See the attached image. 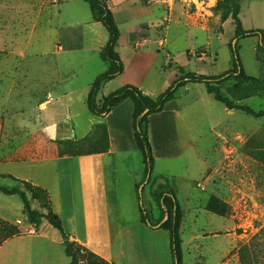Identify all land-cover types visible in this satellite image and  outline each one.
I'll use <instances>...</instances> for the list:
<instances>
[{
  "label": "crops",
  "instance_id": "0c3cea01",
  "mask_svg": "<svg viewBox=\"0 0 264 264\" xmlns=\"http://www.w3.org/2000/svg\"><path fill=\"white\" fill-rule=\"evenodd\" d=\"M106 1L121 32L116 51L124 71L103 84L98 104L128 83L139 87L144 94L158 98L180 77L177 67H183L170 50L172 31L176 30L178 35L184 32L183 38H192L197 34L194 31L199 30L170 24L167 5L170 0ZM55 3L60 5L59 16L67 12L68 19H62L59 26L34 29L33 43L23 51L24 58L29 54L33 58V68L30 64L28 69L34 70V75L18 74L15 82L18 89L7 91L5 104V115L11 113L19 118L17 130L31 131L33 137L25 142V146L34 141L48 149L43 156H27L25 153L29 150L25 148V156L18 159H14L13 154L1 153L0 185L22 189L19 181L7 176L13 175L47 189L53 210L60 216L71 239L109 263L117 264L113 249L119 231L110 227L117 221L119 186L132 179L138 190L139 185L148 182L145 181V159H142V166L137 167L139 160L136 157L141 151L133 128L135 105L130 98L125 99L110 112L98 115L84 136L76 134L80 115L88 108L92 84L108 69L100 52L109 41V33L93 18L85 0H56ZM198 4L202 2L198 0ZM35 34L39 37L37 41H44L43 45L50 39L47 50L40 42H34ZM28 50L32 52L28 54ZM185 54L187 60L196 58L194 48L187 47ZM97 57L102 63L95 59ZM63 67L66 72L62 71ZM84 72L90 76L83 81ZM212 96L204 83L188 82L178 88L175 98L169 100L161 112L149 116L154 178H166L173 183L177 175L172 171V162L181 157L188 159L195 155L189 165L181 161L182 174L187 172V166L197 171L195 163L197 167L200 161L206 163L197 153L198 141L193 132L199 114L211 113ZM8 121V118L0 121V144L4 140L13 143L12 138L5 139ZM96 129H101L105 137V150L58 153L59 137L81 145L90 140V134ZM187 152L194 154L185 155ZM28 198L32 208L46 212L29 192ZM0 217L16 224L20 230L0 245V264H70L60 231L46 219L43 220L47 224L39 225L36 234L24 231L32 224L24 213V203L19 195L0 191Z\"/></svg>",
  "mask_w": 264,
  "mask_h": 264
},
{
  "label": "rangeland",
  "instance_id": "374dc122",
  "mask_svg": "<svg viewBox=\"0 0 264 264\" xmlns=\"http://www.w3.org/2000/svg\"><path fill=\"white\" fill-rule=\"evenodd\" d=\"M200 1L203 5L198 4V0H170L167 3L168 20L173 27L192 26L200 31H194L197 34L192 38H183L184 32L178 35L173 30L170 50L187 72L222 74L233 68L229 43L235 35V25L231 20H224L222 12L216 9L218 0ZM55 2L0 0V121L9 119L5 139L12 138L13 142L9 144V140H4L0 144V154H13L14 159L24 157L25 148L29 150L25 153L27 156H43L48 149L34 141L25 146V142L33 137L31 131L17 130L19 118L11 113L5 115V104L7 91L18 89L17 75L24 72L34 75V70L28 69L34 64L29 54L32 51L28 50L27 58L23 54L33 43L34 29L59 26L62 19H68L67 12L59 16L60 5ZM239 3L244 28L264 29V0H240ZM37 38L35 34L34 42H40L47 50L50 39L43 45L44 41H37ZM239 44L241 61L249 78H232L214 89L236 104L264 111V54L258 57L263 48L256 36L242 38ZM187 47L194 48L196 58L187 60ZM95 59L102 63L100 58ZM63 70L66 72L64 67ZM82 74L83 81L90 76L88 72ZM210 99L211 113L199 114L193 132L198 141L197 153L205 164L200 161L197 167L195 163L197 171L187 166V172L182 174L181 161L189 165L195 155L188 159L181 157L172 162V171L177 175L173 183L151 176L139 191L132 179L120 184L117 221L110 227L119 231L113 249L117 264H173L169 231L154 229L142 221L138 197L142 194V205L150 219L157 221L166 216L158 201L160 193L170 190L176 193L184 210L181 228L183 264H243V259L246 264H264V116L254 117L240 109H228L213 96ZM97 116L88 108L83 109L76 134L84 136ZM64 131L63 128L62 133ZM90 135V140L81 145L59 137L58 153L96 152L107 148L101 129ZM136 159L139 160L137 167L142 166L141 152ZM193 176L196 179L191 180ZM43 222L46 220L40 225ZM37 229L39 231L38 226ZM84 255L79 264H94L93 258L87 253Z\"/></svg>",
  "mask_w": 264,
  "mask_h": 264
},
{
  "label": "trees",
  "instance_id": "16d2710c",
  "mask_svg": "<svg viewBox=\"0 0 264 264\" xmlns=\"http://www.w3.org/2000/svg\"><path fill=\"white\" fill-rule=\"evenodd\" d=\"M85 1L88 2L91 7L93 18L96 21H100L109 33V41L100 52L102 60L108 65V69L105 72L99 74L94 80L88 96V108L94 115H104L110 112L125 99L130 98L134 102L135 108L133 112V128L138 141V146L144 156L146 163L145 181H149L151 179L155 160L149 133V116L151 114L161 112L164 109L166 103L169 100L175 98L178 88L184 86L188 82L204 83L208 92L211 93L218 102L224 104L228 109H240L254 117L264 116V111H255L249 106L236 104L231 98L222 96L214 89L218 84L232 78H249L245 72L239 53V41L242 38L252 36L258 37L259 45L263 48L261 53H258V57H260V54H264V29L244 28L242 19L240 17V0H218L216 5V9L222 12L224 20H231V22L235 25V35L229 43L231 50V61L233 64L232 69H228L224 73L218 75H206L195 72H185L183 67H177L181 73L180 77L176 79L169 88L162 92L158 98H152L144 94L143 91L136 85L128 83L106 96L103 99L101 105L98 104V95L103 84L124 71V64L119 53L116 51L121 32L114 14L109 8L106 0ZM7 176L19 181L23 185V188L9 189L0 185V191L8 195L17 194L21 197L24 203V213L28 215L30 224L39 226L42 220L46 219L50 224L60 231L63 238V244L65 246V252L71 259L70 264H79L80 260L84 258V254L86 253L94 259V264H111L89 248L71 239L70 234L67 233L63 227L60 216L53 210L52 200L47 189L35 185L32 182L18 179L13 175ZM140 186L141 185L138 186V191ZM28 192L31 193L32 197L40 203L41 208L46 210V212L32 208L28 198ZM138 197L142 221L154 229L164 228L169 231L173 264H183V240L181 237V226L184 210L181 208L175 192L173 190L161 191L158 201L163 207V212L166 216L159 218L157 221H152L150 219L147 209L142 205V194H139ZM19 233L20 230L16 224L0 217V245L8 238H11ZM243 264H246L244 259Z\"/></svg>",
  "mask_w": 264,
  "mask_h": 264
},
{
  "label": "built area",
  "instance_id": "2783aa9c",
  "mask_svg": "<svg viewBox=\"0 0 264 264\" xmlns=\"http://www.w3.org/2000/svg\"><path fill=\"white\" fill-rule=\"evenodd\" d=\"M28 232L30 234H36L38 232L37 226L34 224L30 227V229L28 230Z\"/></svg>",
  "mask_w": 264,
  "mask_h": 264
}]
</instances>
